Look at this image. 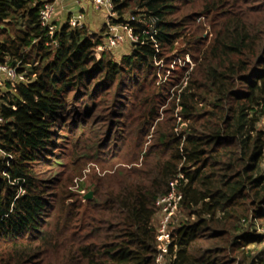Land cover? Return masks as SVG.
<instances>
[{
  "label": "trees",
  "instance_id": "trees-1",
  "mask_svg": "<svg viewBox=\"0 0 264 264\" xmlns=\"http://www.w3.org/2000/svg\"><path fill=\"white\" fill-rule=\"evenodd\" d=\"M112 1L138 37L119 60L108 26L51 36L43 0H0V65L26 78L0 89V264H157L174 182L165 264H264V0Z\"/></svg>",
  "mask_w": 264,
  "mask_h": 264
},
{
  "label": "built area",
  "instance_id": "built-area-1",
  "mask_svg": "<svg viewBox=\"0 0 264 264\" xmlns=\"http://www.w3.org/2000/svg\"><path fill=\"white\" fill-rule=\"evenodd\" d=\"M66 0H43V5L40 10L41 24L48 30V33L53 36L56 31V21L58 19V6L63 4ZM93 7L96 10H102L108 12L107 26L109 28L108 37L106 38L104 44L98 47L100 50H112L118 48L125 43L137 42L138 37L134 35L133 28L128 25L114 24L113 19L116 18L117 14L114 11V4L112 0H91ZM130 20H137L135 17H131ZM69 25L72 28H84L86 27L85 15L82 13L74 14L70 17ZM153 29V28H152ZM152 31H156L153 29ZM191 62V61H190ZM4 80L11 82L15 85L18 82L26 81L23 74H19L16 68L10 67L7 64L0 65V83ZM3 122L2 117H0V123ZM264 122V120H263ZM176 183H172L173 191L168 195L158 200L157 204L159 207H163V210L167 212V219L162 224V228L158 229V241L160 252L156 258L157 264H165L167 245L170 242L171 233H165L167 226L169 225V219L179 210V201L181 195L175 190ZM264 233V230H262Z\"/></svg>",
  "mask_w": 264,
  "mask_h": 264
},
{
  "label": "rangeland",
  "instance_id": "rangeland-1",
  "mask_svg": "<svg viewBox=\"0 0 264 264\" xmlns=\"http://www.w3.org/2000/svg\"><path fill=\"white\" fill-rule=\"evenodd\" d=\"M77 0L74 1H67V5H68V9H65V11L63 12L60 8V6H58V15H60V22H64L66 20L67 17H69L67 19V21L69 22L70 17L74 14H78L79 12L82 13L83 15H85V22H86V30L88 32V34H90L91 36H95L99 33H102V35H104L105 33H107V29L103 30V27L106 25L107 27V17H108V12L102 11V10H96L93 7V4L91 2V0H84L81 3H77ZM66 2H64L65 4ZM68 12H70L69 14H67ZM57 15V16H58ZM127 17H131L130 14H127ZM200 20V19H199ZM103 30V31H102ZM108 34V33H107ZM104 40H106V34L104 37ZM178 47H180V44L177 45ZM132 45L131 43H125L121 46H119L118 48L112 49V50H100L97 49L96 51V55L98 58H100L103 54V52L105 53H109L112 54L114 56V58H116L117 60L120 59L121 55L130 53L132 50ZM190 56L187 57L186 61L183 60L182 56L176 57L173 59L172 64L169 65L170 69H167L165 66L160 65V69L164 68V70H162L161 76L163 78V81L167 80L171 74V72L174 70V66H176L174 63L178 62L180 65L183 66L184 63H190L192 65V61ZM7 80H4L2 83H0V89H2L4 92H7ZM71 113H73V111H71ZM260 127L264 129V122H261ZM94 172H101V168L100 166H98L96 163L91 162L87 165L85 171H84V177L82 178V181H84L86 183V185L83 188H80V184L77 179L75 180L76 184L75 186H72L70 189L72 190V192H74L76 194V197H79L81 199V201L83 203L86 202V198L85 196L92 191L91 189V176ZM76 199V198H75ZM73 199V200H75ZM167 212H165L163 210V207H159L158 209V213L156 214L155 218H154V224L156 226L157 229L162 228V224L163 222L166 221L167 219ZM187 219V213L185 211H183L182 209L176 210L175 213L171 216V218L169 219V225L167 226V230L165 233H171L175 228H177V226H179V224L181 223L182 220ZM261 229L260 231L262 232ZM264 246V242L261 245V247Z\"/></svg>",
  "mask_w": 264,
  "mask_h": 264
},
{
  "label": "crops",
  "instance_id": "crops-1",
  "mask_svg": "<svg viewBox=\"0 0 264 264\" xmlns=\"http://www.w3.org/2000/svg\"><path fill=\"white\" fill-rule=\"evenodd\" d=\"M67 1H74V0H66L65 2V4L63 3V4H60L59 6H60V8H61V10L64 12L65 11V9H68V5H67ZM78 2V4L79 3H81V2H83L84 0H77ZM70 12H68L67 14H69ZM58 17V19H60V15H58L57 16Z\"/></svg>",
  "mask_w": 264,
  "mask_h": 264
},
{
  "label": "water",
  "instance_id": "water-1",
  "mask_svg": "<svg viewBox=\"0 0 264 264\" xmlns=\"http://www.w3.org/2000/svg\"><path fill=\"white\" fill-rule=\"evenodd\" d=\"M93 195H94L93 191H90V192L85 196V198H86V199H91V198H93Z\"/></svg>",
  "mask_w": 264,
  "mask_h": 264
}]
</instances>
